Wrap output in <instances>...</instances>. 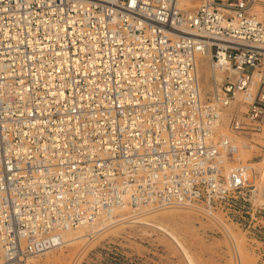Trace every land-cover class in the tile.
Here are the masks:
<instances>
[{
    "label": "built area",
    "instance_id": "obj_1",
    "mask_svg": "<svg viewBox=\"0 0 264 264\" xmlns=\"http://www.w3.org/2000/svg\"><path fill=\"white\" fill-rule=\"evenodd\" d=\"M256 2L0 0V264L115 209L213 219L250 200L264 150ZM224 116L231 136L218 135ZM260 221L238 225L264 264Z\"/></svg>",
    "mask_w": 264,
    "mask_h": 264
},
{
    "label": "rangeland",
    "instance_id": "obj_2",
    "mask_svg": "<svg viewBox=\"0 0 264 264\" xmlns=\"http://www.w3.org/2000/svg\"><path fill=\"white\" fill-rule=\"evenodd\" d=\"M187 2L188 4L182 8L192 10L201 4L200 0H187ZM261 6L262 11L257 10L256 13V9L253 7L252 13L264 17V4ZM203 65L209 67L207 59H204ZM202 83L205 92L212 90L210 76L206 77L203 74ZM223 120L218 133L219 135L223 133L220 136H231L228 128L229 117L224 116ZM261 137H264V133ZM258 142L264 145L263 140L259 139ZM253 148L258 151L255 154L262 155L257 160H253L255 163L250 165L254 171L261 172L256 177L259 187L255 194L249 193L247 198L250 200L247 202L241 201L233 206L225 205L224 208L216 210V217L213 219L203 217L194 210L187 208H166L157 211L151 210L150 212L147 209L123 210L122 216L119 217L122 219L125 217V220L102 225V227L98 226L95 230L102 228L99 232H94L90 228L72 231L69 238H75V242L66 243L63 247L47 254L33 257L28 263L257 264V258L248 242L246 229L238 225L255 224L259 220H262L260 224H264V162L260 164V161L264 160V150L257 146ZM251 156H253L252 153L247 158ZM254 171H250V183L255 182ZM142 212L143 214H141ZM182 213L185 215L183 216ZM179 214L182 217L179 218ZM144 216L149 217L150 224L139 222ZM253 216L259 218L258 221ZM219 224H222V227ZM161 226L178 238L175 239L173 235L163 231Z\"/></svg>",
    "mask_w": 264,
    "mask_h": 264
},
{
    "label": "bare ground",
    "instance_id": "obj_3",
    "mask_svg": "<svg viewBox=\"0 0 264 264\" xmlns=\"http://www.w3.org/2000/svg\"><path fill=\"white\" fill-rule=\"evenodd\" d=\"M179 3H180V6L182 7V6H185V5H187L188 4V2H187V0H179ZM197 6H198V4H196ZM254 9H256V13H257V10L258 11H262L263 9H262V6H261V4L260 3H258V2H256V4L254 5ZM253 10V9H252ZM264 12V11H263ZM263 12H261V13H263ZM259 13V12H258ZM260 15H263V14H260ZM203 62H204V59H200V61H199V66L201 67V74H202V76H203V74L206 76V77H209V76H211V74H212V67L210 66V63H209V67L207 66H204L203 65ZM1 64H4L3 62H0ZM203 84V83H202ZM224 119V118H223ZM224 121V120H223ZM220 128V127H219ZM222 129V128H221ZM220 129V130H221ZM225 129V128H224ZM219 132V131H218ZM221 132H223V131H221ZM220 132V133H221ZM225 132V131H224ZM226 133V132H225ZM221 134H223V133H221ZM220 134V135H221ZM218 135H219V133H218ZM255 197H256V195H255ZM182 208H187V207H182ZM134 209H136V207H134ZM164 209H166V208H164ZM164 209H158V210H164ZM187 209H190V208H187ZM124 209L123 208H120V209H115L114 211H111V212H108V213H103V214H101L100 216H97V218L95 219V221H93L92 223H89V224H85V225H83V226H80V227H78L77 229H71V230H66V231H64L63 233H62V238H63V243H64V245L67 243V244H71V243H73V242H75L76 241V239L74 238V239H70L69 238V236H70V233H72V231H80L81 229H87V228H90V229H93L94 230V232H99V231H101L102 230V228H100L99 230H95L96 229V227H102V225H106V224H112V223H116V222H119L120 220H125V217L122 219V218H120L119 216H122V211H123ZM141 210H143V209H141ZM149 210V209H148ZM151 210H149V212H150ZM154 211H157V210H154ZM146 212H148V211H146ZM171 212V211H170ZM135 214H139V213H135ZM141 214H143V212L141 213ZM168 214H169V212H168ZM176 215H177V213H175ZM183 214V213H182ZM125 215V214H124ZM145 215H147V214H145ZM173 215V214H172ZM185 214H183V216H184ZM192 215V214H191ZM140 216V215H139ZM150 216V215H149ZM186 216H188V215H186ZM185 216V217H186ZM136 217V216H135ZM138 217V216H137ZM141 217V216H140ZM163 217V216H162ZM178 217V216H177ZM180 217H182V216H180V214H179V218ZM119 218V219H118ZM164 218V217H163ZM170 218V217H169ZM168 219V218H167ZM185 219V218H184ZM184 219H183V221H184ZM189 219V218H188ZM132 220H134V219H132ZM137 220V219H136ZM163 220V219H162ZM170 220V219H169ZM192 220V219H191ZM182 221V220H181ZM182 221V222H183ZM185 221H188V220H185ZM190 221V220H189ZM132 222V221H131ZM139 222H143V223H149L150 224V220H149V217L148 216H144L142 219H141V221H139ZM160 222V221H159ZM167 222H169L168 220H167ZM174 222V221H173ZM142 224V223H141ZM152 225V224H151ZM157 226H159V225H157ZM160 227V226H159ZM168 227V226H167ZM161 229L163 230V231H165L166 233H169V234H171V235H173V238H178L176 235H174L172 232H170L168 229H166V228H164V227H162L161 226ZM69 238V239H68ZM180 241V240H179ZM181 242V241H180ZM55 250V249H54ZM50 251H53V250H50ZM50 251H47V252H45L44 254H47V253H49ZM41 255V254H40ZM33 257H36V256H33ZM33 257H31V258H33ZM30 258V259H31ZM29 259V260H30ZM28 260V261H29ZM28 261H27V263H28ZM31 261V260H30ZM29 264V263H28Z\"/></svg>",
    "mask_w": 264,
    "mask_h": 264
}]
</instances>
